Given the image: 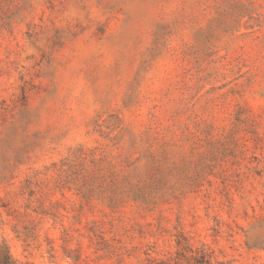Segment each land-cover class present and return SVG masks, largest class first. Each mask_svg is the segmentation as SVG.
<instances>
[{
	"label": "rangeland",
	"instance_id": "rangeland-1",
	"mask_svg": "<svg viewBox=\"0 0 264 264\" xmlns=\"http://www.w3.org/2000/svg\"><path fill=\"white\" fill-rule=\"evenodd\" d=\"M0 264H264V0H0Z\"/></svg>",
	"mask_w": 264,
	"mask_h": 264
}]
</instances>
